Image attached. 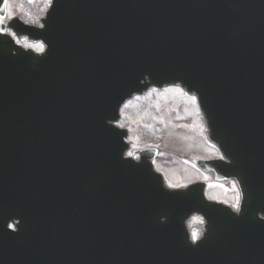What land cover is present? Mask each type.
<instances>
[{"label": "water", "instance_id": "obj_1", "mask_svg": "<svg viewBox=\"0 0 264 264\" xmlns=\"http://www.w3.org/2000/svg\"><path fill=\"white\" fill-rule=\"evenodd\" d=\"M42 22L17 30L40 54L0 31L2 172L32 195L31 235L11 233L29 249L0 240V264H264V0H52ZM174 83L198 96L227 159L203 163L236 180L237 211L202 185L154 189L122 156L120 104Z\"/></svg>", "mask_w": 264, "mask_h": 264}, {"label": "rangeland", "instance_id": "obj_2", "mask_svg": "<svg viewBox=\"0 0 264 264\" xmlns=\"http://www.w3.org/2000/svg\"><path fill=\"white\" fill-rule=\"evenodd\" d=\"M49 1V0H48ZM12 10H17L22 18L29 23H36L32 11L25 3L10 1ZM45 3L46 0H40ZM41 5V4H40ZM41 6L40 8H43ZM35 50L41 48L38 45L25 43ZM185 95V93H183ZM193 95L183 97L181 89L177 86L152 89L142 97H136L122 109L123 118L117 123L120 127H128L130 136L128 141L131 148H139L143 142H157L162 144L165 161H156L155 167L165 172V177L171 185H181L188 178L197 177L193 170L170 155V150H196L208 155H214L213 146L209 148L204 137L199 116L201 114ZM161 146V145H160ZM207 146V147H206ZM181 147V148H174ZM161 155V156H162ZM171 156V157H170ZM161 158V159H162ZM211 185V184H210ZM209 185V186H210ZM234 191H228L222 187L212 185L207 196L213 199L234 201ZM202 219L194 216L192 223L197 229L202 224Z\"/></svg>", "mask_w": 264, "mask_h": 264}, {"label": "snow or ice", "instance_id": "obj_3", "mask_svg": "<svg viewBox=\"0 0 264 264\" xmlns=\"http://www.w3.org/2000/svg\"><path fill=\"white\" fill-rule=\"evenodd\" d=\"M193 99H195V97H193ZM234 207H235V205H234ZM196 240V237H195V235H193V241H195Z\"/></svg>", "mask_w": 264, "mask_h": 264}, {"label": "bare ground", "instance_id": "obj_4", "mask_svg": "<svg viewBox=\"0 0 264 264\" xmlns=\"http://www.w3.org/2000/svg\"><path fill=\"white\" fill-rule=\"evenodd\" d=\"M18 258H20V257H18Z\"/></svg>", "mask_w": 264, "mask_h": 264}]
</instances>
